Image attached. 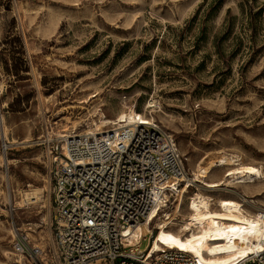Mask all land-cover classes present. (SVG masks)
<instances>
[{
	"label": "rangeland",
	"instance_id": "obj_1",
	"mask_svg": "<svg viewBox=\"0 0 264 264\" xmlns=\"http://www.w3.org/2000/svg\"><path fill=\"white\" fill-rule=\"evenodd\" d=\"M0 87V264H13L18 229L51 244L50 167L36 144L46 125L58 135L78 121L79 133L96 108L113 118L151 103L188 177L224 154L264 171V0H0ZM29 185L40 204L22 203ZM256 189L264 208V176ZM224 192L206 194L239 199Z\"/></svg>",
	"mask_w": 264,
	"mask_h": 264
},
{
	"label": "built area",
	"instance_id": "obj_2",
	"mask_svg": "<svg viewBox=\"0 0 264 264\" xmlns=\"http://www.w3.org/2000/svg\"><path fill=\"white\" fill-rule=\"evenodd\" d=\"M105 130L86 139L75 131L57 135L46 125L36 144L50 167L51 244H33L18 229L15 253L32 264H202L195 253L172 244L154 252L156 220L137 248L128 242V233L148 222L154 209L164 216L180 203L182 187L191 186L174 137L153 118ZM238 264H264V251Z\"/></svg>",
	"mask_w": 264,
	"mask_h": 264
},
{
	"label": "bare ground",
	"instance_id": "obj_3",
	"mask_svg": "<svg viewBox=\"0 0 264 264\" xmlns=\"http://www.w3.org/2000/svg\"><path fill=\"white\" fill-rule=\"evenodd\" d=\"M84 102L86 103L88 100H83L81 103ZM152 108H155V105L150 103L145 112L141 113L136 110L135 106H124L113 118H109L102 109L96 108L89 115L86 129L79 133L87 139L89 133H102L111 125L121 126L125 123L155 119L154 114L157 111ZM80 124L78 121H67L58 131V135H70L73 131L78 133ZM237 157L224 154L217 161L211 160L205 164H203L205 159L199 161L200 163L193 168L190 177L186 179L189 186L192 183L200 184L196 194L188 198L186 214L180 216L184 199L189 193L190 187L188 186L182 187L179 191L180 203L175 204L172 211H165L164 216H159L158 210L154 209L150 213L148 222L141 223L133 231H130L128 233L129 245L137 248L141 240L153 232L151 223L156 220L155 227L159 229V232L153 239L154 252L161 251L162 244H172L195 253L202 264H238L251 254L263 252L264 208L259 206L252 197H254L253 193L258 191L256 186L263 178L264 171L262 167L238 163ZM232 165L235 167L229 168L226 176L218 179L212 176L214 170ZM250 169H254V171H249ZM223 186L225 187L224 193L239 195V199L233 197L218 198L212 206L211 196L206 193L219 192ZM42 195V188L29 185L28 189L23 191L22 203L38 205L42 200ZM246 205L255 206L259 208V211L256 213L249 212L245 208ZM173 226H180V228L176 232L172 229ZM155 238L157 239L155 240ZM203 249L207 252L206 256L202 251ZM12 255L13 253L5 249L2 250V256L7 262L12 260ZM14 255L18 258L13 264H22V256L15 253Z\"/></svg>",
	"mask_w": 264,
	"mask_h": 264
},
{
	"label": "snow or ice",
	"instance_id": "obj_4",
	"mask_svg": "<svg viewBox=\"0 0 264 264\" xmlns=\"http://www.w3.org/2000/svg\"><path fill=\"white\" fill-rule=\"evenodd\" d=\"M249 171H254V169H250ZM253 227H255V225H253ZM233 231H235V229H233Z\"/></svg>",
	"mask_w": 264,
	"mask_h": 264
}]
</instances>
